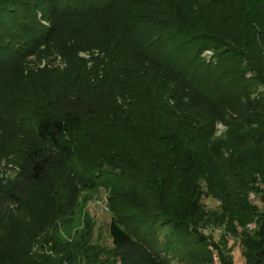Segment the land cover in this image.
<instances>
[{
    "label": "trees",
    "instance_id": "16d2710c",
    "mask_svg": "<svg viewBox=\"0 0 264 264\" xmlns=\"http://www.w3.org/2000/svg\"><path fill=\"white\" fill-rule=\"evenodd\" d=\"M190 1L0 0V89L8 95L0 98V121L35 117L34 131L41 142L26 152L16 181L0 193V248L13 249L6 264H118L119 260L111 262L118 254L138 263L168 264L167 257L183 247L187 221L180 207L188 199L185 184L192 176L202 180L214 198L230 197L241 206L252 190L264 205L259 133L238 138L242 142L227 148L224 163L218 169L213 164L217 124L231 115L246 124L251 107H264V92L261 98L251 96L244 77L252 71L264 87V67L250 64L251 58H264V49H257L264 42V0H248L249 8L263 10L251 17V23L248 17L239 39L205 29L199 15L205 5ZM113 24L117 32L108 31L89 49H79L80 38L91 29L100 34ZM61 38L75 54H99L92 58L91 69L77 60L56 70L63 79L82 76L85 84L71 83L70 90L43 103L33 92L20 94L6 86L9 68L41 55V49L64 55ZM206 52L214 54V64L202 59ZM206 77L217 87L223 104H214L201 93ZM138 89L147 91L152 100L148 125L138 119L144 113L137 109ZM205 107L214 110L206 112ZM19 135L12 145L21 139ZM83 147L89 150L84 160ZM52 170L60 175L44 186L40 199L42 205L54 204L56 211L40 225L34 221V194ZM136 186L143 188L138 196L132 193ZM171 188L180 205L175 209L164 200ZM76 191L89 197L82 201L83 195L77 198ZM101 191L109 192L112 255L101 247L89 220L73 239L65 237L72 228L67 215L81 217L83 206ZM12 205L16 209H10ZM256 208L250 210V218L257 215ZM261 218L255 237L248 233L240 243L245 260L249 253L264 255ZM26 227L35 233L27 246L6 244L8 236ZM166 229L168 237L162 242Z\"/></svg>",
    "mask_w": 264,
    "mask_h": 264
},
{
    "label": "rangeland",
    "instance_id": "374dc122",
    "mask_svg": "<svg viewBox=\"0 0 264 264\" xmlns=\"http://www.w3.org/2000/svg\"><path fill=\"white\" fill-rule=\"evenodd\" d=\"M188 1L190 0H183L185 3H188ZM191 1L193 2V0ZM198 1L205 5L199 12V15L202 16L200 22L204 24L203 27L230 39L241 38L243 36V28L247 25L248 17L250 20L249 23H251L253 21L251 17L263 10V7L259 8V10L254 7L249 8L250 6L247 4L248 0ZM250 3H253V1L250 0ZM226 14H228L227 20H225ZM117 30L118 27L116 24L100 30V34L91 29L85 37L80 38L79 49L87 50L89 49L88 47L95 44L100 36L102 38L107 35L108 31L117 32ZM68 45L69 43L66 41V38H61L59 40V47H62L64 55L61 56L55 50H45L43 48L41 49V55L27 58L13 65L8 70L9 74L6 77L10 81L6 83V86H10V88L20 94L33 92L38 100H41V103H43L44 99L51 101L58 93L70 90L73 85L80 86L85 84L87 80L82 76L73 74L74 78H68L67 76L66 79H63L62 76L56 73V70L59 71L60 69V71H63L67 68V64H73L77 60L86 69H91L93 67L92 58L98 57L99 54H93L90 51L75 54L74 51L71 52ZM257 49H264V42ZM123 55L126 56L127 60L131 62L135 61L131 60L129 53H124ZM135 59L138 60V58ZM202 59L206 64H214L216 62L212 52H206L202 56ZM250 61L252 62L250 64L255 66L260 64L264 67V58H251ZM244 77L250 86L249 94L256 98L261 96L262 92H264V87L260 85V81H257L259 79L255 78L252 71H247ZM71 83L73 85L70 86ZM201 83V93L207 99H210L214 104L221 105L224 103L223 101L225 100L221 99V96L218 97V89L211 79L206 77ZM226 92L228 93V91ZM6 95V91L2 87L0 89V98H6L8 96ZM137 101V109L144 111L143 114H140L139 121L145 125L150 124L153 106L149 93L144 89H138ZM204 109L206 112L210 109L214 110L211 107H205ZM245 116L246 124L242 119L237 118V115H231L225 118V122L217 124L215 133V137L218 140L215 147L217 155L213 162L216 169L220 167L221 163H224L222 160L228 157L230 151L227 148L235 143H241L242 141L238 140V138L251 136L252 133H259L263 140V144L260 146L264 154V107H251ZM35 126V117H28L24 119V122L23 120L19 122L14 120L8 121L6 119H2V122L0 121V193H4L16 181L26 152L32 147L41 146V142L38 141L36 132L34 131ZM17 135L21 139L15 145H12ZM88 153L89 150L83 147L82 154L80 153V159L84 160L85 157H89ZM59 175L60 172L50 171L41 185L36 188L33 204L35 205L34 221L37 224L42 225L47 223V220L55 214L56 206L54 204H41V193L44 186L50 184ZM259 178V181L261 180L260 184L262 183L261 187L263 188L264 177L261 176ZM188 181L190 182L185 184L188 199L180 207V212H183V210L186 212V218L184 220L187 221L188 233L186 232V236H183L182 244L180 245L183 247H177L178 249L167 257L168 264H264V255L260 253H249L250 256L245 260L240 246L241 242H245L244 237H249L248 233L253 238L255 237L256 230H258L256 226L262 220L261 217L264 216V205L260 197L256 196V192L251 190L244 201L245 203L240 206L238 204L239 202L236 203V199H233V201L229 200L230 197L225 200L219 197L214 198L212 194L210 195L211 192L208 191L202 180H196L192 176ZM132 191L133 195L138 196L141 191L143 192V188L136 186V189ZM75 195L77 198L83 195L84 199L82 201L86 200V197H89L86 193L82 192L79 195L77 191ZM214 195L218 196L217 194ZM252 195L255 198H252ZM38 197L39 200L37 201L36 199ZM176 197L177 194L173 193L171 188L169 194L164 199L168 208L175 209L180 206H178L179 201ZM121 200L123 199L120 198L122 204ZM83 207L84 210L82 211L81 217L79 215H67V225H71L72 228L70 231H67L65 237L73 239L76 232L80 229H85L87 221L89 220L92 224H95V236L101 242V247H106L109 254L112 255L113 249L110 248L111 239L109 236V225L112 218L109 192L101 191L100 195L94 197L91 202ZM253 207H257L255 209L257 215L255 218H250V210ZM10 209H16L15 205H12ZM231 222L237 224L238 227L233 226ZM240 222L243 223L242 227L239 226ZM250 226H253V228ZM168 231L167 229L163 231L162 242H164V238L168 237ZM33 233V231L28 232L27 227L23 232H13L12 235L8 236L10 238H8L6 244L13 245V247H25L28 245V241L31 240ZM217 247L221 249L220 253L216 250ZM11 251L7 249V246L0 248V264H6L11 259L13 255ZM111 259V262L115 263L119 260L118 264H144L124 258L122 254H118L117 257L113 256Z\"/></svg>",
    "mask_w": 264,
    "mask_h": 264
},
{
    "label": "built area",
    "instance_id": "2783aa9c",
    "mask_svg": "<svg viewBox=\"0 0 264 264\" xmlns=\"http://www.w3.org/2000/svg\"><path fill=\"white\" fill-rule=\"evenodd\" d=\"M252 198H255V196L254 195H252ZM251 228H253V226H250Z\"/></svg>",
    "mask_w": 264,
    "mask_h": 264
}]
</instances>
